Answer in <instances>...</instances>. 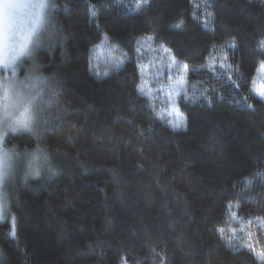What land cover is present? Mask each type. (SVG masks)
Here are the masks:
<instances>
[{"label":"trees","instance_id":"1","mask_svg":"<svg viewBox=\"0 0 264 264\" xmlns=\"http://www.w3.org/2000/svg\"><path fill=\"white\" fill-rule=\"evenodd\" d=\"M53 12L71 33L63 61L41 53L58 174L7 191L0 264H264V0Z\"/></svg>","mask_w":264,"mask_h":264},{"label":"clouds","instance_id":"2","mask_svg":"<svg viewBox=\"0 0 264 264\" xmlns=\"http://www.w3.org/2000/svg\"><path fill=\"white\" fill-rule=\"evenodd\" d=\"M43 18L37 24L39 0L35 2H4L2 8L3 44L11 64H0V69H14L17 83L7 87V97L0 99V157L6 163L0 167V189L12 192L19 181L51 179L58 174V165L44 144L48 128L59 119L57 110L62 95V81L57 69L45 71L48 65L41 53L54 56L61 51V61L70 38V30L51 11L54 0H45ZM55 24L57 31H54ZM34 75L41 83L34 86ZM28 77V79H26ZM22 82V83H21ZM7 113V114H6ZM24 114V115H22ZM27 123H21V120ZM28 133L39 143L21 146L9 142L10 136ZM6 154V155H5Z\"/></svg>","mask_w":264,"mask_h":264},{"label":"rangeland","instance_id":"3","mask_svg":"<svg viewBox=\"0 0 264 264\" xmlns=\"http://www.w3.org/2000/svg\"><path fill=\"white\" fill-rule=\"evenodd\" d=\"M4 2H13V0H0V5H2ZM19 2H35V0H19ZM55 0L53 2V7L51 11L53 12L54 9ZM3 44V32H2V8H0V45ZM0 64H3V61L0 60ZM263 72V71H262ZM35 81L36 87L39 86L41 83V76L34 75L32 77ZM28 79V77H26ZM13 82L17 83V77L16 72L14 69H0V99L4 98V95L6 94L7 86L9 84H12ZM176 92V91H175ZM178 92V90H177ZM3 194H6V199ZM9 220L11 223L14 222L13 214L10 210V202H9V195L6 190L0 189V221H6ZM12 222V224H13ZM2 261V257L0 255V262Z\"/></svg>","mask_w":264,"mask_h":264},{"label":"snow or ice","instance_id":"4","mask_svg":"<svg viewBox=\"0 0 264 264\" xmlns=\"http://www.w3.org/2000/svg\"><path fill=\"white\" fill-rule=\"evenodd\" d=\"M45 0H39L38 10H37V24L40 23V21L43 18V9L46 7ZM105 41H107V37H105ZM261 47L264 48V42H261ZM0 60L3 61V63L11 64V61L8 60L7 53L4 47V44L0 45ZM16 82H13L12 84H15ZM22 83V82H21ZM12 84H9L7 87L11 86ZM262 96H264V93H261ZM7 97V93L5 94V98ZM7 114V113H6ZM24 115V114H22ZM21 123H27V120H21L19 121ZM174 127H179V125H175ZM6 155V154H5ZM6 163V161L3 160V157H0V167L3 166V164ZM4 173L0 172V175H3ZM6 199V194H3Z\"/></svg>","mask_w":264,"mask_h":264}]
</instances>
